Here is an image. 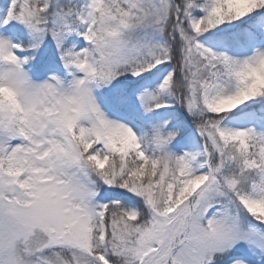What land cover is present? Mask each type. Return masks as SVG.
Segmentation results:
<instances>
[{"label":"snow or ice","instance_id":"6c2138e0","mask_svg":"<svg viewBox=\"0 0 264 264\" xmlns=\"http://www.w3.org/2000/svg\"><path fill=\"white\" fill-rule=\"evenodd\" d=\"M0 264H264V0H0Z\"/></svg>","mask_w":264,"mask_h":264}]
</instances>
